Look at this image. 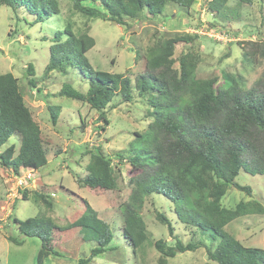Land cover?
<instances>
[{
	"label": "trees",
	"instance_id": "1",
	"mask_svg": "<svg viewBox=\"0 0 264 264\" xmlns=\"http://www.w3.org/2000/svg\"><path fill=\"white\" fill-rule=\"evenodd\" d=\"M68 1L73 13L125 30L132 28L131 23L140 24L146 18L165 23L173 15L166 11L168 7H176L180 15H187L194 4V0ZM85 1L99 2L100 9L82 5ZM236 1L251 5L254 0ZM225 2L213 0L211 9L225 12L219 8ZM260 4L264 12V0ZM0 6L10 8L17 19L27 18L29 26L39 27L37 39L48 43L44 74L66 75L69 70L76 73L71 83L63 84L58 96L85 102L98 112V119L105 125L109 123L105 110L114 98H121L125 104L140 102L144 108L143 114L149 119L143 133L134 132L124 151L107 155L98 146L88 150L86 173L76 176L80 188L86 187L111 205V193L117 192L118 182V168L113 166V160L127 163L131 190L126 202L115 209L121 216V234L135 252L153 248L159 254L158 263L165 264L176 254L203 248L205 264H264V249L245 247L227 231L233 220L262 215L264 207L255 200L241 201L233 209L221 205L228 186L251 195L249 187L235 183L241 170L264 175V92L257 88L259 81L247 89L237 76L226 86H220L215 77L198 78L200 57L192 50L196 36L169 34L166 27L149 47L135 51L139 65L136 73L94 70L85 54L95 41L88 29H75L69 19L60 24V0H0ZM235 45L243 51L240 42ZM178 47L183 52L175 57ZM24 74L26 84L39 93L31 64ZM72 82H80L85 90H76ZM24 95L18 78L9 72L0 74V170L15 176L38 171L47 164L44 138ZM47 108L52 124H56L60 107ZM12 137L16 142L7 145ZM40 187L31 196L22 192L21 200L40 202L51 212L53 201ZM72 195L81 201L83 212L68 213L60 226L45 216L24 221L12 218L20 237L39 239L37 264H42L45 257L60 256L54 248L56 243L78 237L93 238L96 247L77 264H91L94 258L114 250L110 223L80 196ZM161 198L169 202L171 216L157 209ZM148 201L157 224L166 228L170 242L159 238L147 243L150 235L142 210ZM179 230L191 238L185 242L177 234ZM7 239L15 245L24 241L12 236Z\"/></svg>",
	"mask_w": 264,
	"mask_h": 264
},
{
	"label": "rangeland",
	"instance_id": "2",
	"mask_svg": "<svg viewBox=\"0 0 264 264\" xmlns=\"http://www.w3.org/2000/svg\"><path fill=\"white\" fill-rule=\"evenodd\" d=\"M211 2L213 0H194L187 15H180L176 7H168L166 11L173 15L165 23L146 18L140 24L131 23L132 28L125 30L124 27L109 22L83 18L72 12L68 0H60V24L69 19L75 29L89 30L95 45L85 57L94 70L136 73L139 65L135 51L149 47L166 27L169 34L188 33L196 36L192 50L200 57L196 70L198 78L215 77L220 86H226L231 83V78L237 76L242 80L243 88L250 89L259 81L257 88L264 92V12L261 10L260 0H254L251 5L226 0L219 7L220 11L226 9L222 13L211 9ZM81 4L100 9L99 2L85 1ZM225 14L227 18H224ZM26 23L27 18L19 16L17 19L10 8L0 6V74L9 72L19 79L25 100L31 107L44 138L47 164L38 171L21 172L19 176L0 170V264H37L39 239L20 237L12 218L24 221L35 216H45L60 226L68 213L83 212L81 201L72 194L80 196L98 211L110 223L113 234L111 246L114 250L94 258L91 264H159V254L153 248L147 247L143 253L142 250L135 252L119 229L121 216L116 214L115 206L126 202L131 190L127 163L118 164L113 160V166L118 168V182L117 192L111 193L114 199L111 205H106L105 198L95 196L91 190L80 188L76 183V176L86 173L90 157L88 150L98 146L107 155L124 151L133 140L134 132L143 133L149 119L143 114L144 108L140 102L125 104L121 98H114L113 105L109 104L105 110L104 117L109 122L105 125L98 119V112L91 110L85 102L58 96L63 84L71 83L76 73L69 70L66 75L58 72L44 74L48 63V43L37 39L39 27H31ZM236 42H240L243 51L235 45ZM181 52L183 49L178 47L175 57ZM28 64L33 66L39 93L36 88H30L26 84L24 72ZM72 85L76 90H85L80 82H72ZM48 106L60 107L56 124L51 122ZM15 140L12 137L7 145L16 142ZM235 183L249 187L251 195L228 186L221 200L224 208L233 209L237 203L250 200H255L264 207V175H251L241 170ZM39 186L50 196L48 199L53 201L51 212H47L40 202L21 200L22 192L26 191L31 196ZM66 190L71 193H65ZM161 200L157 209L171 216L169 202L164 198ZM142 213L150 235L147 243L159 238L170 242L166 228L157 224L149 201ZM227 231L245 247L264 249V214L235 219L228 224ZM177 234L185 242L191 238L183 230H179ZM8 236L24 241L21 245H15L7 239ZM94 247L96 244L91 237L59 242L54 248L60 256L45 257L42 264H77L78 259L87 258ZM206 262V251L201 248L195 252L176 254L167 259L165 264Z\"/></svg>",
	"mask_w": 264,
	"mask_h": 264
},
{
	"label": "built area",
	"instance_id": "3",
	"mask_svg": "<svg viewBox=\"0 0 264 264\" xmlns=\"http://www.w3.org/2000/svg\"><path fill=\"white\" fill-rule=\"evenodd\" d=\"M28 172H29V171H28ZM29 176H30V175H29ZM29 176H28V177H29Z\"/></svg>",
	"mask_w": 264,
	"mask_h": 264
}]
</instances>
